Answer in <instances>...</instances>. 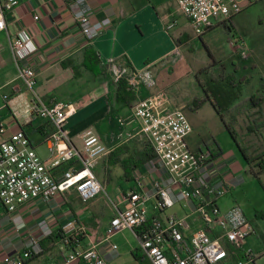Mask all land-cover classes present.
I'll use <instances>...</instances> for the list:
<instances>
[{
	"label": "crops",
	"instance_id": "obj_1",
	"mask_svg": "<svg viewBox=\"0 0 264 264\" xmlns=\"http://www.w3.org/2000/svg\"><path fill=\"white\" fill-rule=\"evenodd\" d=\"M88 1L94 11V21L105 18L112 21L92 41H87L74 20L68 5L70 0H22L18 7L6 13L7 27L0 32V120L6 130L0 133V142L21 128L38 154L44 159L49 157L48 138L53 126L25 112V104L33 94L18 78L19 67L11 50L16 33L26 29L37 47V52L28 60L37 74V95L47 105L62 103L76 107L65 126L76 147L82 148L83 133L94 128L111 149V153L101 158L94 169L103 191L88 202H84L75 190L59 193L49 203L36 198L16 213L23 219L20 228L14 225L0 203L1 261L19 257L35 246L34 255L26 264H63L71 249L63 246L61 235L65 226L73 222L84 232L72 249H87L95 245L107 264H150L141 253L139 239L134 232L124 230L106 238L111 220L125 208V194L135 188L134 174H144L147 181L154 177L149 161L131 169L132 161H137L145 148V139L132 136L140 126L139 121L131 122L134 105L139 99L161 96L159 113L187 112L192 125L191 134L195 124L189 113L197 116L200 123L220 125L222 119L210 101H204L199 108H192L194 100L205 99L198 71L208 65V58L213 65L230 60L236 67V51L245 54L244 59H249L247 62L254 66L255 53L251 47L248 48L243 37L234 46L227 36L225 42L212 48L207 42L209 36L217 30L223 31L225 25H216L202 36H195L175 0ZM35 15H39L38 21L34 19ZM173 21H176L175 27L168 29ZM230 35L233 36L232 31ZM200 44L204 51H199ZM111 65L130 66L135 70L151 67L157 85L142 88L138 95L135 94L137 101L132 107L123 106L116 101L117 89L109 71ZM262 85L260 83L257 92ZM4 95L9 96L10 103L4 100ZM189 136L187 144L190 150H204L201 144L192 149ZM215 160L222 173L232 179L233 191L241 181L237 158L227 159L221 155ZM243 162L246 167L244 159ZM69 167L64 165L62 169ZM101 195L107 198H99ZM169 210L158 214L153 207L150 208L149 224L156 218L162 221L172 215L186 217L188 221L195 216L189 201ZM42 223L52 230L50 236H43ZM254 227L256 234L257 228ZM247 246L252 248L249 243ZM252 250L257 254L251 264H257L264 248ZM79 264L88 263L82 261Z\"/></svg>",
	"mask_w": 264,
	"mask_h": 264
},
{
	"label": "built area",
	"instance_id": "obj_2",
	"mask_svg": "<svg viewBox=\"0 0 264 264\" xmlns=\"http://www.w3.org/2000/svg\"><path fill=\"white\" fill-rule=\"evenodd\" d=\"M21 2L0 0V32L7 27L6 13ZM175 2L180 14L200 34L216 25H230L233 16L241 11L234 0ZM68 5L87 41L99 37L112 23L109 18L94 21V11L88 0H70ZM34 19L38 21L39 15ZM175 25L176 21H173L168 29ZM231 42L235 46L240 41L233 38ZM11 50L19 67L18 78L33 94L25 104V112L49 122L54 129L48 138L47 159L38 154L24 129L14 131L0 142V203L6 208L10 220L20 228L23 219L16 213L36 198L49 203L57 194L75 190L84 202H88L101 194L103 188L94 169L101 158L111 153V149L94 128L83 133L82 148L76 147L65 128L76 107L62 103L47 105L37 95V74L28 63L37 47L28 30L16 33ZM109 70L114 83L125 79L128 89L137 95L142 88L157 85L151 67L135 70L130 66L111 65ZM4 100L10 103L9 96L4 95ZM161 103V96H152L139 99L132 109L131 122H140L139 129L132 136L151 144L155 158L148 166L154 177L147 181L144 174H134L135 188L125 194V208L111 220L106 238L124 230L134 232L139 239V249L150 264L254 263V252L247 246L248 239L255 233L253 223L238 204L225 212L219 206V201L232 192V179L222 173L208 149L198 152L189 149L187 137L192 132V125L188 117L182 110L159 113ZM5 130L6 126L0 120V133ZM64 165L70 167L62 169ZM183 201L192 203L193 213L199 215L202 228L192 231V224L186 217L175 215L162 221L156 218L149 224L150 208L163 214ZM40 229L45 237L52 234L46 223L40 224ZM64 231L62 244L71 251L63 264L82 261L107 264L95 245L72 249L73 244L79 243L83 228L70 222ZM34 244L38 242L34 240ZM34 253L35 246L19 257L0 260V264H26Z\"/></svg>",
	"mask_w": 264,
	"mask_h": 264
},
{
	"label": "rangeland",
	"instance_id": "obj_3",
	"mask_svg": "<svg viewBox=\"0 0 264 264\" xmlns=\"http://www.w3.org/2000/svg\"><path fill=\"white\" fill-rule=\"evenodd\" d=\"M234 1L239 4L241 11L233 16L231 27L225 25L222 27L223 31L217 30L213 32L207 42L212 48H215L221 45L222 41L225 42L227 36L230 42L233 40L232 37L240 42L244 38L248 48L250 49L251 47L255 53L254 66L251 67V62H247L249 59H244L243 55L236 51L234 57L236 59V67L231 64L230 60L213 65L208 58V65L198 71V77L203 85H207V82L214 79L220 81L216 83L217 87L221 90L230 91L232 95L236 94V89H232L231 85H227V82H235L241 88V93H239L241 99L239 98L235 101L233 110V114L237 119L234 124L237 138H232L223 123H220V125H213L211 122L200 123L197 116L189 113L190 120L195 124L194 131L189 136V141L192 149L197 144H201L203 149H210L215 153L221 149L223 151L222 155L227 159L237 158L239 164L237 172L239 177H241V181L232 193L219 201V206L224 212L231 205L238 204L241 206L247 218L257 228L256 234L254 233L247 241L257 251L264 248V218L258 217V214L264 213V174L258 180L249 173L247 166L245 167L243 162L244 157L239 145L253 158L264 157V129H260L258 132H250L249 130L253 125L264 121V105L261 110H258L251 108L248 102L253 95L264 96L262 91V87H264V0ZM192 30L195 36H202L209 29L203 34L198 33L193 28ZM230 31L233 32V36L230 35ZM200 47L199 51H204L201 44ZM204 55L207 57L206 53ZM244 66H248V68ZM111 79L114 82L113 78ZM260 83H263V85L260 88V92H257ZM226 120L230 123V117H227ZM99 198L107 197L101 195ZM189 223L193 225L192 231L203 227L198 214H195L194 218L189 220ZM196 223L198 225L197 228L194 227ZM256 254L254 255L256 256ZM261 257L258 259L257 264H264V254Z\"/></svg>",
	"mask_w": 264,
	"mask_h": 264
},
{
	"label": "trees",
	"instance_id": "obj_4",
	"mask_svg": "<svg viewBox=\"0 0 264 264\" xmlns=\"http://www.w3.org/2000/svg\"><path fill=\"white\" fill-rule=\"evenodd\" d=\"M228 27L231 26L229 25ZM217 82L220 81L214 79L207 82V85L202 84L204 88L205 99L194 100L193 107L199 108L204 103V101H210L213 107L215 108L216 112L219 114L220 118L222 119V122L224 123L226 129L229 131L232 138L236 139L237 133L234 124L236 123L237 119L236 116L233 114V110L235 107V101L240 98L239 93H241V88L235 82H227V85H231L230 87L232 89H236V94L232 95L231 92L228 90L219 89L216 84ZM115 85L117 89L116 101L123 106L132 107L137 101V97L134 92L128 89L127 81L125 79H121L118 83H115ZM262 91L264 92V87H262ZM248 102L251 108L253 109L256 108L258 110H261L264 105V96L262 97V96L253 95L251 98H249ZM227 117H230V123L226 120ZM260 129H264V121L259 122L256 125H253L252 127L249 128L250 132H258V130ZM239 148L248 166L249 173L254 177H256L258 180H260L261 176L264 174V157L253 158L252 156L247 154L245 150L241 148L240 145ZM208 150L210 151L213 158H217L221 156L223 153L221 149L217 153L213 152L210 149ZM154 158H155V154L153 148L149 143V141L145 140V148L141 152V155H139V159H137V161L135 162L132 161L133 165L131 166V169L134 170L139 165L144 164L148 161L150 162ZM256 162L257 164H255ZM258 217L264 218V213L258 214ZM61 238L63 242V238H64L63 235H61Z\"/></svg>",
	"mask_w": 264,
	"mask_h": 264
}]
</instances>
